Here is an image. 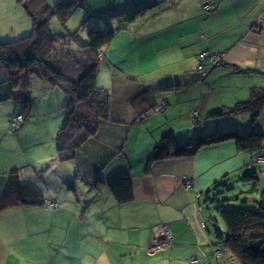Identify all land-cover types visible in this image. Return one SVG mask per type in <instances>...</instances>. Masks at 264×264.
<instances>
[{
    "label": "crops",
    "instance_id": "crops-1",
    "mask_svg": "<svg viewBox=\"0 0 264 264\" xmlns=\"http://www.w3.org/2000/svg\"><path fill=\"white\" fill-rule=\"evenodd\" d=\"M168 2L131 0L127 16L139 5L153 6L132 21L120 16L128 23L118 25L121 30L104 48L99 64L98 85L111 96L109 117L76 158L61 162L55 148L40 153L32 165L41 169L43 182L40 175H30L31 166L22 161L19 167L0 171L6 177L0 181V191L12 178L34 179L45 198L60 204L58 209L18 205L1 210L0 264H180L192 258L212 264L210 249L215 244L206 222L210 213L203 215V194L224 176L250 168L253 155L227 141L203 146L190 157L154 161L152 156L168 134L182 144L224 128L264 132V107L254 124L246 120L249 114L213 116L221 108L247 101L253 87L264 88V0H189L186 17L171 20L174 16H168L161 19L162 27L150 29L153 16L159 18L175 0ZM205 5L211 8L206 10ZM186 22L190 24L184 30ZM96 26L89 24V28ZM155 37H160L165 53L171 46L189 47L186 60L192 57L193 69L204 51L217 52L220 62L202 79L191 71L141 85L140 53L152 48L148 42ZM5 74L0 75V106L12 100ZM133 75V81L125 80ZM222 77L232 86L225 100L212 92ZM165 81L177 84L176 89L161 86ZM234 81L241 86H234ZM157 89L162 91L159 95ZM120 92L124 96H115ZM12 105L11 115L15 107L18 110ZM42 167L49 169L42 171ZM75 171L79 177L70 189L63 179H72ZM117 177L131 178V200L118 203L109 191L108 182ZM164 226L172 233L171 246L151 251L153 237ZM223 251L228 256L225 259L222 252L214 257L217 264L237 260L227 249Z\"/></svg>",
    "mask_w": 264,
    "mask_h": 264
},
{
    "label": "trees",
    "instance_id": "trees-1",
    "mask_svg": "<svg viewBox=\"0 0 264 264\" xmlns=\"http://www.w3.org/2000/svg\"><path fill=\"white\" fill-rule=\"evenodd\" d=\"M17 2L31 19L32 30L28 35L15 40L0 42V68L7 74L11 98L15 105H20L28 114L33 102L30 77H39L50 86L63 91L64 119L54 138L55 151L57 159L61 162L74 160L83 144L99 133L101 122L109 117L108 93L98 85V54L103 52L116 33L121 30L120 26L115 27L112 22L115 18H121L123 12L127 14V8H107L108 10L93 12L94 10L86 6L87 3H79L77 6L72 4L73 0H61L54 6L47 0H17ZM152 6L148 4L137 6L138 10L133 11L128 16V20L132 21L135 17H140ZM78 8L86 12L82 24H86L87 18L93 17L102 20L108 18L110 22L104 25L102 21L94 29H87L86 38L81 37L78 30L70 34H55L50 30L51 19L56 17L65 25ZM70 41L76 44L82 58L59 64L56 58H52L56 43ZM263 107L264 88L253 87L247 101L221 108L214 112L213 116L249 114L254 124ZM227 141L235 142L238 150L252 154L253 159L255 156H264V132L250 130L247 133H240L234 128H224L196 136L194 140L182 144L177 142L174 134H168L156 146L152 157L154 161L171 157H190L203 146ZM244 170L247 169L238 170L217 180L203 197L209 200L211 192L227 186L236 176H239V180L243 183L251 185L248 192L257 191L258 171ZM77 177L79 172L75 171L72 179L64 178L63 182L68 188L73 189ZM107 187L118 203L132 199L130 177L112 179ZM44 200L42 191L34 183L12 178L0 191V211L18 205L40 206L44 205ZM210 201H216L215 195ZM253 204L252 208H230L225 205L216 207L224 222L225 230L223 232L218 229L216 219H211L212 222L214 221V234L221 241L220 244L215 243V248L210 249L213 255L215 249H220L221 254L227 249L241 264H264V188L259 198L253 200ZM214 257L219 258L215 255Z\"/></svg>",
    "mask_w": 264,
    "mask_h": 264
},
{
    "label": "rangeland",
    "instance_id": "rangeland-1",
    "mask_svg": "<svg viewBox=\"0 0 264 264\" xmlns=\"http://www.w3.org/2000/svg\"><path fill=\"white\" fill-rule=\"evenodd\" d=\"M168 1V3L171 2V0ZM47 2L50 5L54 6L55 4L61 2V0H47ZM73 2V5L76 4L78 6L80 1L73 0ZM130 2L131 0H87L86 6L90 7L92 10L98 11L105 8H127L128 5L131 4ZM187 4H189V0L185 2H181V0H175V3L173 4V6H171L170 10L163 13L161 16H159V18L153 16L149 28L152 29L156 27L157 29H159L160 27H162V25L165 24L160 22L161 19H165L168 16H174L171 20H176L180 17H186L185 9L187 8ZM206 6L208 5H205V9L209 10L210 7L208 6V8H206ZM136 10H138V8H136L135 11ZM140 10L141 9H139V11ZM146 13L147 11H145L144 14L140 17H143ZM122 14L124 15L126 13L123 12ZM127 15L128 13L125 15L128 20ZM85 17V10H83L82 8H78L75 13L66 21L65 25H63L56 17L51 19L49 21L50 30L55 34H70V32L78 30L81 37L86 38V34L88 31L87 29H90V23L97 25L103 21L104 25H106V22H110L108 21L109 19L107 17H105L107 18V20H102L98 17H93L92 19L87 18L86 24H82ZM140 17L137 16L135 17V19ZM127 20H125V18L123 20L122 18H115L112 24L115 27H117L119 24L125 26V24L128 23ZM173 23L174 22H172L171 24ZM189 24L190 22H186L183 24L184 30L187 29ZM31 30V19L27 15L25 9L17 2V0H0V42H7L20 38L24 35H28ZM160 41V37L153 38L150 42H148L149 45L153 44L152 48L150 50L140 53V62H138L139 82H135L141 83V85H145L147 83L154 84L153 82L157 79L159 80L162 78H169L175 76L180 78L181 75H185L186 72H189L191 74L192 72H195L196 74L201 75L199 78H204L209 74V72L211 71L210 69L213 67L211 63H208L210 59L212 63L214 60L220 62V56H218L217 52L213 53L207 51L208 53H206V55L203 57L204 59L200 60L202 61V63L205 62L206 66H201L202 63L198 60L195 68L193 69L192 57H188L189 60H186L185 52H187V49L189 47L185 46L184 48H182L180 45L171 46L167 53H165L162 50L164 46ZM55 48L56 50L55 53L52 55V58H56L59 64H63V62L66 61L74 62L75 59L80 57V53L78 52L77 46L75 43H73V41H70L69 43L57 42ZM101 56L102 53L98 54L99 64L101 62ZM80 58H82V56ZM201 71L203 73H199ZM1 73L5 74L6 72H4V69L0 68V75ZM5 75L7 76V74ZM134 79H136L135 75H133L132 78L125 80L133 81ZM110 80L111 84H113L114 77L111 76ZM116 81L119 83L118 78H116ZM229 82V79L222 77L220 79V83L221 85H224L226 87H220V83H216V86L212 91L214 97L219 98L221 100L229 99L230 92L232 90V86H229ZM7 83L9 85L8 80ZM30 84L33 102L29 114L26 110L21 108L20 105H18V110H16L15 107V111L11 115L14 109V106L12 105L14 100H9L7 102L4 101L3 104H6V106H0V171H3L4 169H11L16 165H21V163L23 162L24 164H29L31 166L29 169L30 175L35 176L36 174H38L40 175L41 181H44L46 177H43L42 174H39L41 169L39 167L35 168L32 164L34 161L37 160L40 153L48 154L55 148L54 138L58 129L61 127L64 119L63 104L65 100V95L63 91H61L59 88H54L50 86L47 82L36 76L30 77ZM160 85L163 87L167 85L166 87H168L169 90H174L177 87V84L171 85L170 82L166 81ZM233 85L236 87H240L241 83L239 81H234ZM158 87L161 88L160 86ZM156 91L158 92V95L160 92H162L160 89H157ZM115 96H124V94L120 92ZM9 98H11L10 87ZM110 98L111 96L109 94V107L111 102ZM132 99H134V97ZM243 116L244 114L237 115V117L241 118ZM249 119L250 115L246 118V120L248 121ZM39 140H41V142H38ZM262 159L263 156H258L254 159L253 163H249L251 167L249 166L250 168L247 169L249 172L255 170L260 171L257 172L259 177L257 191L248 192L247 190L251 188V185L243 183L239 180V176H236L232 178L233 180L227 186L220 188L218 191L211 192L209 195V200H206V198L203 197V200L201 201L203 210L205 212L203 213V215H207L208 213H210V216L208 214V219L206 220V222L209 226V231L214 244H220L221 241L218 240V238H216L214 234V221L212 222L211 219H216V225L218 226V229L223 232L225 230L224 222L221 219L219 213L216 211V207L220 205H225L230 208L254 207L253 200L259 198L260 192L264 188V162ZM247 160H249L248 157ZM48 161L49 160H47V162ZM47 165L48 164L44 165V167ZM44 167H42V171L49 169L47 167ZM247 170L244 171L247 172ZM5 179L6 177L4 176V174L0 173L1 183H3ZM20 181L25 182L27 181V179L24 178V180ZM46 181L51 183L50 179ZM30 182L36 185V181L34 179H31ZM214 195L216 197V201L211 202L210 198H212ZM223 255L226 259V257L228 256V252L223 251ZM213 258H210L211 263L217 264ZM198 261L199 263L197 262V264H208V261L205 262V260L203 261L199 259ZM180 264L192 263L191 260H185ZM219 264H222V261H219ZM229 264L241 263L237 259L232 263L229 262Z\"/></svg>",
    "mask_w": 264,
    "mask_h": 264
},
{
    "label": "built area",
    "instance_id": "built-area-1",
    "mask_svg": "<svg viewBox=\"0 0 264 264\" xmlns=\"http://www.w3.org/2000/svg\"><path fill=\"white\" fill-rule=\"evenodd\" d=\"M210 8H211V6L210 5H208ZM208 6H206V8H208ZM206 53H208V52H202V53H200V55H199V62H201L202 63V61H200V60H202V59H204L203 57L206 55ZM210 59V58H209ZM206 60V59H205ZM208 63H211V65L212 66H214V65H216V63L218 64L219 63V61L217 62V61H213V63H212V61H211V59H210V61L208 62ZM201 66H206V64H205V62H203L202 64H201ZM200 71V70H199ZM195 75H198V74H196L195 72H193ZM199 73H203L202 71L201 72H199ZM199 76H201V75H199ZM258 156H255V158H257ZM254 158V159H255ZM263 161H264V156H263V159H262ZM44 205L47 207V208H51V209H58L59 207H60V204L58 203V202H56V201H54V200H51V199H48V198H45V200H44ZM200 225H201V227L203 228V229H206V225H205V223L201 220V222H200ZM171 240H172V233H171V231L168 229V228H166L165 226L164 227H162L161 228V230H160V232L159 233H157L154 237H153V239H152V242H151V246H150V250L151 251H155V250H161V249H163V248H166V247H168V246H170V244H171ZM221 254V250L220 249H215V251H214V255L216 256V257H219V255ZM191 262H197V260L196 259H192L191 260Z\"/></svg>",
    "mask_w": 264,
    "mask_h": 264
},
{
    "label": "bare ground",
    "instance_id": "bare-ground-1",
    "mask_svg": "<svg viewBox=\"0 0 264 264\" xmlns=\"http://www.w3.org/2000/svg\"><path fill=\"white\" fill-rule=\"evenodd\" d=\"M170 246H171V244H170ZM169 247V246H168ZM193 259V258H192ZM192 259H190V260H192ZM192 264H193V262H191ZM195 263V262H194Z\"/></svg>",
    "mask_w": 264,
    "mask_h": 264
},
{
    "label": "clouds",
    "instance_id": "clouds-1",
    "mask_svg": "<svg viewBox=\"0 0 264 264\" xmlns=\"http://www.w3.org/2000/svg\"><path fill=\"white\" fill-rule=\"evenodd\" d=\"M205 230V229H204Z\"/></svg>",
    "mask_w": 264,
    "mask_h": 264
}]
</instances>
